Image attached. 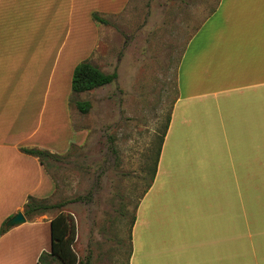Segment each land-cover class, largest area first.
<instances>
[{
    "label": "crops",
    "instance_id": "0c3cea01",
    "mask_svg": "<svg viewBox=\"0 0 264 264\" xmlns=\"http://www.w3.org/2000/svg\"><path fill=\"white\" fill-rule=\"evenodd\" d=\"M130 1L0 0V226L23 213L28 196L49 200L55 193L48 169L20 148L62 155L87 134L73 129L69 91L56 96L57 70L69 62L73 72L77 64L71 47L121 82L119 67L109 70L93 55L100 22L92 16L118 17ZM153 8L158 15L148 22L159 24L166 49L180 44L175 96L156 165L152 155L153 176L134 207L128 262L224 264L230 225L209 185L227 183L231 170L258 167L259 160L263 166L264 0H166ZM134 77L123 78L128 87ZM53 216L44 212L7 227L0 264H37L50 252Z\"/></svg>",
    "mask_w": 264,
    "mask_h": 264
},
{
    "label": "rangeland",
    "instance_id": "374dc122",
    "mask_svg": "<svg viewBox=\"0 0 264 264\" xmlns=\"http://www.w3.org/2000/svg\"><path fill=\"white\" fill-rule=\"evenodd\" d=\"M159 1L166 0H131L118 17L98 23L97 42L89 34L88 45L93 41L97 45L94 57L109 70H122L120 83L73 94L69 62L56 73V96L69 91L73 129L85 128L87 134L60 158L47 160L55 183V193L47 201L65 203L62 210L72 214L76 223L74 249L90 264H129L130 221L150 180L153 156L148 168L144 164L158 147L175 96L173 74L180 44L170 52L167 39L161 40L159 24L151 27L148 22L158 15L152 13V6ZM75 31L73 26L72 42ZM71 51L73 66L89 61L74 46ZM132 72L135 77L130 83L135 85L128 87L123 78ZM77 99L91 102L87 113L76 109ZM258 143L260 151L261 137ZM260 164L261 160L258 167L239 169L238 174L231 170L223 178L229 182L209 185L211 197L216 194V207L223 209L222 218L230 225V257L224 264H264V161ZM58 210L47 212L55 215Z\"/></svg>",
    "mask_w": 264,
    "mask_h": 264
},
{
    "label": "trees",
    "instance_id": "16d2710c",
    "mask_svg": "<svg viewBox=\"0 0 264 264\" xmlns=\"http://www.w3.org/2000/svg\"><path fill=\"white\" fill-rule=\"evenodd\" d=\"M93 19L100 23L107 21L96 14H93ZM117 78V73L104 72L101 68L88 61L82 60L78 62L72 72L71 77V91L73 94H78L85 91H90L94 88L103 86L113 82ZM74 105L81 113H87L91 108V103L88 100H75ZM167 121L164 125L162 133L158 138V150L150 152L154 156V165L157 163L160 145L166 131ZM22 152L33 155L39 159L41 164L46 168L48 159H58L61 155L51 153L48 150L37 147H21ZM150 155V157L152 156ZM152 169V176L154 173ZM151 176V177H152ZM149 186V183L147 184ZM63 201L50 203L46 199H38L33 196H28L23 206V214L27 219L34 215H39L52 209H59L58 212L50 219V252H42L39 255L37 264H51L53 260H57L60 264H90L89 260H82L74 249L76 240V223L73 215L62 210L64 206ZM134 221V215L131 217L130 226ZM5 221L0 226V234L5 232Z\"/></svg>",
    "mask_w": 264,
    "mask_h": 264
},
{
    "label": "water",
    "instance_id": "95a60500",
    "mask_svg": "<svg viewBox=\"0 0 264 264\" xmlns=\"http://www.w3.org/2000/svg\"><path fill=\"white\" fill-rule=\"evenodd\" d=\"M25 221V216L23 215L22 211L18 210L14 215L9 217L5 221V227H11L14 225H18L20 223H23Z\"/></svg>",
    "mask_w": 264,
    "mask_h": 264
}]
</instances>
